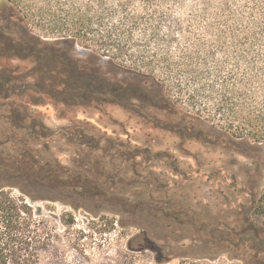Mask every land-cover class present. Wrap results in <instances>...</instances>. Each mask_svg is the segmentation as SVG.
<instances>
[{
  "label": "trees",
  "instance_id": "obj_1",
  "mask_svg": "<svg viewBox=\"0 0 264 264\" xmlns=\"http://www.w3.org/2000/svg\"><path fill=\"white\" fill-rule=\"evenodd\" d=\"M45 104L69 124L50 127ZM110 107L172 134L195 162L75 119ZM213 150L227 163L203 158ZM234 156L250 168L229 169ZM198 176L237 184L232 218L187 212ZM262 177L264 0H0V264L42 263L43 200L139 212L146 241H228L244 264H264V186L237 183Z\"/></svg>",
  "mask_w": 264,
  "mask_h": 264
},
{
  "label": "rangeland",
  "instance_id": "obj_2",
  "mask_svg": "<svg viewBox=\"0 0 264 264\" xmlns=\"http://www.w3.org/2000/svg\"><path fill=\"white\" fill-rule=\"evenodd\" d=\"M87 53L86 49L77 48L79 56L85 57ZM38 109L50 127L58 128L69 124V118H60L52 104L39 106ZM75 119H88L108 134L120 136L154 151L173 148L179 159L195 162L192 157L174 148L175 138L172 134L153 128L142 118L131 115L123 108L110 107L107 113L80 110ZM193 145L187 147L193 148ZM71 154L70 151L59 152L64 164H70ZM202 156H212L214 160L225 163L228 157L219 150L205 152ZM235 158L241 165L228 167L229 169L245 172L250 168L248 159L234 156L231 161L235 162ZM142 179L144 178L138 175V180ZM194 181L188 191V213L199 212L204 218H208L211 213L215 219L233 217L239 200L244 196L237 184L219 186L215 181L200 176L194 178ZM237 183L240 187L246 184L248 188L257 190L264 186V177L248 183ZM35 207L48 223L53 236L51 244L42 250L41 264H244L237 257L239 251L228 241L194 237L167 242L158 239L154 243L146 241L139 233L141 225L147 221L142 219L139 212L122 215L102 211L99 215H94L84 208H74L61 200L39 201L35 203ZM165 243L167 246L162 249L160 246Z\"/></svg>",
  "mask_w": 264,
  "mask_h": 264
}]
</instances>
